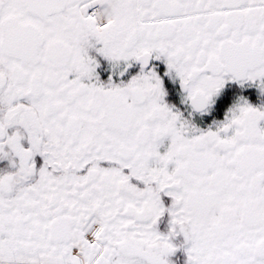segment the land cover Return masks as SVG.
<instances>
[{"label":"snow or ice","instance_id":"obj_1","mask_svg":"<svg viewBox=\"0 0 264 264\" xmlns=\"http://www.w3.org/2000/svg\"><path fill=\"white\" fill-rule=\"evenodd\" d=\"M0 264H264V0H0Z\"/></svg>","mask_w":264,"mask_h":264}]
</instances>
